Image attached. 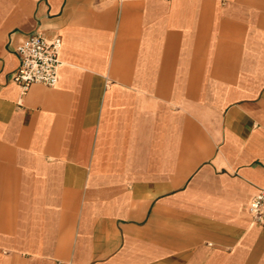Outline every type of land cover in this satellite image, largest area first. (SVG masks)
<instances>
[{
	"label": "crops",
	"instance_id": "crops-1",
	"mask_svg": "<svg viewBox=\"0 0 264 264\" xmlns=\"http://www.w3.org/2000/svg\"><path fill=\"white\" fill-rule=\"evenodd\" d=\"M261 188L264 0H0V264H264Z\"/></svg>",
	"mask_w": 264,
	"mask_h": 264
},
{
	"label": "built area",
	"instance_id": "built-area-1",
	"mask_svg": "<svg viewBox=\"0 0 264 264\" xmlns=\"http://www.w3.org/2000/svg\"><path fill=\"white\" fill-rule=\"evenodd\" d=\"M62 44L63 40L59 34L48 37L39 29L19 42L16 47L19 63L12 79L22 93H26L33 84L49 87L57 84L62 65ZM248 211L254 222L264 224V188L252 198Z\"/></svg>",
	"mask_w": 264,
	"mask_h": 264
}]
</instances>
